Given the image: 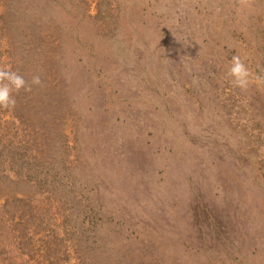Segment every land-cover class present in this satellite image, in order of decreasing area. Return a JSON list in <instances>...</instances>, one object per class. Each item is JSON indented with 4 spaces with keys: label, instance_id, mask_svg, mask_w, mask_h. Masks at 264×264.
Listing matches in <instances>:
<instances>
[{
    "label": "rangeland",
    "instance_id": "obj_1",
    "mask_svg": "<svg viewBox=\"0 0 264 264\" xmlns=\"http://www.w3.org/2000/svg\"><path fill=\"white\" fill-rule=\"evenodd\" d=\"M233 55L264 75V0H0V67L42 81L0 108V264H264Z\"/></svg>",
    "mask_w": 264,
    "mask_h": 264
},
{
    "label": "clouds",
    "instance_id": "obj_2",
    "mask_svg": "<svg viewBox=\"0 0 264 264\" xmlns=\"http://www.w3.org/2000/svg\"><path fill=\"white\" fill-rule=\"evenodd\" d=\"M227 76L231 78L232 85L241 91H246L254 82L264 84V75L252 73L239 55L232 56ZM41 84L39 75L33 76L29 84L23 76L17 71H13L10 66L0 67V108H15L14 92L18 93L21 89L30 92L33 85Z\"/></svg>",
    "mask_w": 264,
    "mask_h": 264
},
{
    "label": "bare ground",
    "instance_id": "obj_3",
    "mask_svg": "<svg viewBox=\"0 0 264 264\" xmlns=\"http://www.w3.org/2000/svg\"><path fill=\"white\" fill-rule=\"evenodd\" d=\"M150 84H152V83H150Z\"/></svg>",
    "mask_w": 264,
    "mask_h": 264
},
{
    "label": "trees",
    "instance_id": "obj_4",
    "mask_svg": "<svg viewBox=\"0 0 264 264\" xmlns=\"http://www.w3.org/2000/svg\"><path fill=\"white\" fill-rule=\"evenodd\" d=\"M12 196H14V195H12Z\"/></svg>",
    "mask_w": 264,
    "mask_h": 264
}]
</instances>
